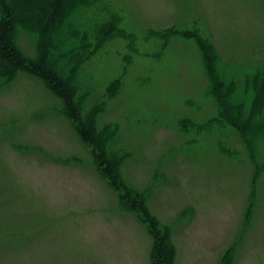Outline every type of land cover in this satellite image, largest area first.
Wrapping results in <instances>:
<instances>
[{
	"label": "rangeland",
	"instance_id": "1",
	"mask_svg": "<svg viewBox=\"0 0 264 264\" xmlns=\"http://www.w3.org/2000/svg\"><path fill=\"white\" fill-rule=\"evenodd\" d=\"M104 2L117 31L72 77L122 183L169 232L174 264H264V133L212 121L210 77L184 35L208 38L228 73L264 68V0ZM23 28L17 45L35 57ZM121 194L46 81L23 70L0 80V264H152L154 235Z\"/></svg>",
	"mask_w": 264,
	"mask_h": 264
},
{
	"label": "trees",
	"instance_id": "2",
	"mask_svg": "<svg viewBox=\"0 0 264 264\" xmlns=\"http://www.w3.org/2000/svg\"><path fill=\"white\" fill-rule=\"evenodd\" d=\"M100 1L0 0V80L23 70L47 82L52 92L63 101L67 114L76 122L79 135L92 146L102 173L115 189L121 190L122 202L141 212L148 223L154 235L152 264H174L176 252L169 232L162 230L157 219L150 215L143 195L122 183L120 157L108 147L109 132L96 124V110L83 114L76 100L79 90L72 74L76 70L75 75L79 76V70L89 57L99 53L117 31L119 13L109 2ZM87 10L89 15L85 16L83 13H88ZM21 13L23 17H19ZM19 28L35 34L38 48L35 57H26L17 45ZM80 32L81 36L78 35ZM173 33L177 32L166 30L161 36L165 39ZM184 35L196 39L210 77L209 93L219 107V113L212 121L234 127L244 139L263 134L264 121L260 115L254 116L253 109L263 111L264 68L256 66L240 72L242 75L228 73L221 68L220 58L208 38L200 33L186 32ZM236 91L242 100L236 98L239 96L235 95Z\"/></svg>",
	"mask_w": 264,
	"mask_h": 264
}]
</instances>
